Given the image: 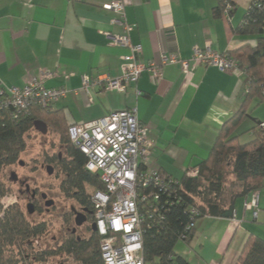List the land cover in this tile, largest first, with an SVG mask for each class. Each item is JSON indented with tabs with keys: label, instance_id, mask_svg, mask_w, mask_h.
I'll use <instances>...</instances> for the list:
<instances>
[{
	"label": "crops",
	"instance_id": "0c3cea01",
	"mask_svg": "<svg viewBox=\"0 0 264 264\" xmlns=\"http://www.w3.org/2000/svg\"><path fill=\"white\" fill-rule=\"evenodd\" d=\"M109 1L0 0V79L20 87L30 77L50 72L44 85L67 89L52 109L60 110L68 124L136 106L138 119L148 127L151 155L146 166L177 179L193 176L223 124L242 107L245 74L204 65L185 72L178 64H167L157 82L143 71L123 91L96 86L87 93L83 75L122 74L127 49L112 45L101 33L122 32L111 22L116 14L104 7ZM124 1L126 18L135 25L131 40L142 47V63L161 52L189 59L195 47L207 43L228 52L257 42L255 35L237 32L251 0H231L234 8L228 20L215 14L220 0ZM245 112L233 132H244L239 139L247 132L254 134L251 129L264 122V102L251 99ZM255 193L256 216L244 207ZM249 235L264 240V187L238 198L232 217L198 219L190 246L199 249L201 264H235ZM186 247L180 244L176 251L187 259Z\"/></svg>",
	"mask_w": 264,
	"mask_h": 264
},
{
	"label": "trees",
	"instance_id": "16d2710c",
	"mask_svg": "<svg viewBox=\"0 0 264 264\" xmlns=\"http://www.w3.org/2000/svg\"><path fill=\"white\" fill-rule=\"evenodd\" d=\"M227 1L231 2L220 0L216 15L222 16ZM237 32L255 35L257 40L255 45L246 43L227 52L237 60L239 69L245 74L243 105L223 124L207 157L198 164L195 175L175 178L181 201L170 206L158 224L144 232L146 264H190L176 251L180 244L190 246L195 227L185 232L188 223L204 216L232 217L238 198L264 187V129L259 125L251 129L254 138L244 143L239 139L244 132L233 134L246 115L245 105L254 98L264 102V0H251ZM9 112L10 109L0 110V200L11 192L1 175L3 170L19 161L26 148V134L34 128L35 120H42L59 135L65 150V156L56 160L64 175L60 186L62 192L74 199L80 208L93 211L92 192H86V186L103 190V182L96 173L85 168L86 156L71 143L68 137L71 124L66 122L61 111L30 106L14 118ZM64 219L67 224L71 222L69 216ZM87 227L88 238L78 237L70 231L56 249H36L33 241L45 232V222H30L18 203L5 208L0 203V264H47L49 257L57 254L68 255L81 264H103L99 236L92 231L91 225ZM183 234L185 238L181 239ZM235 264H264V240L249 235Z\"/></svg>",
	"mask_w": 264,
	"mask_h": 264
},
{
	"label": "built area",
	"instance_id": "2783aa9c",
	"mask_svg": "<svg viewBox=\"0 0 264 264\" xmlns=\"http://www.w3.org/2000/svg\"><path fill=\"white\" fill-rule=\"evenodd\" d=\"M104 7L116 14L111 22L121 27L122 32L101 33L109 38L112 45L126 48L127 53L122 56L120 76H82V88L89 94L96 86L123 91L127 85L135 83L143 71L150 72L157 82L162 78L163 67L167 64H178L185 72L197 65L216 66L226 72L240 70L234 57L211 48L208 43L204 48L195 47L189 59H182L175 53L161 52L157 58L142 63L139 60L142 47L131 40L135 25L126 18L125 1L110 0ZM233 8L231 2H225L222 16L228 20ZM50 76V72H42L38 77H30L20 87L8 85L0 79V110L10 109L9 115L14 118L30 106L52 107L66 96L67 89L46 87L44 81ZM136 93L141 94L138 90ZM259 126L264 128V122ZM68 137L85 154V168L96 173L103 182L104 189L93 190L90 196L94 232L99 236L103 264H146L143 255L144 232L158 224L163 212L179 203L181 198L177 195V179L146 166L151 155L148 127L138 119L137 107L71 124ZM8 198L7 195L1 198L3 208L12 204ZM257 205L256 193L244 203L246 209L254 210V216ZM192 213L196 211L192 210ZM195 224L196 220L190 221L185 232ZM183 238L185 234L181 236Z\"/></svg>",
	"mask_w": 264,
	"mask_h": 264
},
{
	"label": "rangeland",
	"instance_id": "374dc122",
	"mask_svg": "<svg viewBox=\"0 0 264 264\" xmlns=\"http://www.w3.org/2000/svg\"><path fill=\"white\" fill-rule=\"evenodd\" d=\"M248 120V119H247ZM253 123H255L253 121ZM242 126L238 127V132L243 131ZM254 138V134L246 133L240 139L241 143L248 142ZM65 156L64 147L60 143L59 135L47 127V132L42 134L35 128H32L26 134V148L20 154L19 161H23L24 165L20 166L17 161L15 164L6 167L2 172V177L11 188V192L7 194L9 202L18 203L23 209L26 217L32 223L45 222V232L34 239L33 244L36 249H56L64 240L68 233L75 229V235L81 238H88L90 231L87 224H75L76 214L74 209L80 211L79 204L72 198L67 197L61 190V182L64 179L63 173L59 171L56 160ZM54 158L55 161H51ZM51 162L53 165V173L48 174L45 169L46 163ZM22 165V164H21ZM30 188H38L40 191L47 192L52 197L55 206L50 211L44 210L43 202L38 205L36 210L28 214L26 205L30 193L26 191V185ZM92 188L86 186V192H92ZM65 216L71 218V222H65ZM185 255L191 264H201V256L199 249L187 246ZM47 264H81L70 256L65 254H57L49 257Z\"/></svg>",
	"mask_w": 264,
	"mask_h": 264
},
{
	"label": "flooded vegetation",
	"instance_id": "af4514ba",
	"mask_svg": "<svg viewBox=\"0 0 264 264\" xmlns=\"http://www.w3.org/2000/svg\"><path fill=\"white\" fill-rule=\"evenodd\" d=\"M18 164L20 166L24 165V163L21 165L19 162H18ZM46 165H51L53 167V165L50 162L46 163ZM46 165H45V167H46ZM53 170H54V168H53ZM25 187H26V191L30 193V196L28 198V202L31 201L33 203L34 211L36 210L38 205H40L41 202H43L44 210L46 212L50 211L51 208H54L55 202H54L52 197H49L47 192L40 191L38 188H30L29 186L27 187V185ZM43 193L46 195V198H43V196H42ZM46 200H52V204L49 207L45 206ZM73 211L76 214V217L79 216V217L84 218V220H85L84 223H86L87 225L88 224L91 225L93 223V221H94V212L93 211L88 210L86 208H81L80 211H77L74 209ZM79 213L81 214V216L78 215ZM76 217H75V219H76ZM72 232L75 233V229H73Z\"/></svg>",
	"mask_w": 264,
	"mask_h": 264
},
{
	"label": "water",
	"instance_id": "95a60500",
	"mask_svg": "<svg viewBox=\"0 0 264 264\" xmlns=\"http://www.w3.org/2000/svg\"><path fill=\"white\" fill-rule=\"evenodd\" d=\"M33 124H34V128L36 130H38L39 132H41L42 134H45L47 132V125L42 120H35ZM19 163L23 164V161H19ZM45 168H46V172L49 175L53 173V167L51 165H46ZM28 186L29 185L27 184V187ZM42 196H43V198H46V195L44 193L42 194ZM51 204H52V200H46L45 201V206L46 207H49ZM26 212L28 214H31V213L34 212V205H33V203L31 201H29L27 203V205H26ZM78 215L81 216L80 213ZM84 221H85L84 218L77 216L76 219H75V224L76 225H81V224L84 223ZM91 229H92V231L95 230V224L94 223L91 224Z\"/></svg>",
	"mask_w": 264,
	"mask_h": 264
}]
</instances>
